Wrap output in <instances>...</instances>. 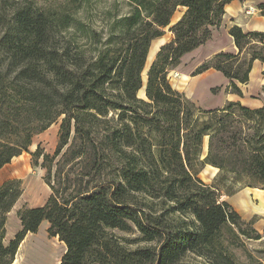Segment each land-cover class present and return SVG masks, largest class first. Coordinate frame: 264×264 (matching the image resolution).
<instances>
[{
    "label": "trees",
    "instance_id": "16d2710c",
    "mask_svg": "<svg viewBox=\"0 0 264 264\" xmlns=\"http://www.w3.org/2000/svg\"><path fill=\"white\" fill-rule=\"evenodd\" d=\"M229 1L133 0L100 31L67 7L0 0V168L61 116L54 150L37 144L31 151L50 192L41 205L17 208L21 228L8 241L7 213L22 181L0 183V264H11L43 220L65 245L58 264H200L187 253L201 264H243L230 245L239 233H260L242 227L227 201L198 205L197 192L179 187L204 163L233 181L264 184V104L229 99L203 109L166 78L167 65L211 38ZM178 7L184 10L169 25ZM258 10L264 15V2ZM165 26L173 35L151 62L143 98L141 71ZM228 33L237 51L215 53L194 73L213 67L242 95L253 60L264 63V31L232 24Z\"/></svg>",
    "mask_w": 264,
    "mask_h": 264
},
{
    "label": "rangeland",
    "instance_id": "374dc122",
    "mask_svg": "<svg viewBox=\"0 0 264 264\" xmlns=\"http://www.w3.org/2000/svg\"><path fill=\"white\" fill-rule=\"evenodd\" d=\"M26 2L52 9L67 7L68 10L73 12L74 16L100 31H104L106 25L114 16L119 17L128 13L133 8L134 3L133 0H26ZM262 2L264 0H246L244 5L243 0H233L227 4V9L236 10L235 13L237 14L234 22L241 26V24L244 25L248 22L250 17H259L255 12L259 13L258 4ZM250 6L255 10L249 13L246 9ZM178 9L180 10V7ZM253 22L264 28V18H257ZM71 32L76 33L73 30ZM171 36L168 26H165L164 33L153 40L149 58L147 57L141 71L142 84L137 91L138 96L147 98L145 91L149 83L148 71L151 62L155 58L159 44L166 42ZM230 39L231 37L224 25L215 27L209 42L180 58L174 66L167 65L166 78L171 86L203 109L214 108L224 104L229 98L238 97L236 93L228 90L227 80L218 70L211 68L192 75L200 61L212 54L214 49L220 48L217 46L228 47L230 45L234 47L232 39ZM239 85L243 90V96H245L244 103L248 105L264 104V66L262 61L259 59L253 60L247 82L239 83ZM60 120L61 116L45 130L34 135L27 150H23L0 168V183L11 177L20 178L22 181V194L15 207H19L23 203L38 206L45 202L50 187L42 177L45 169L39 165L41 157L38 158V163L34 164L31 151L35 149L37 144L45 152L54 150ZM190 191L197 192L198 205L213 201H227L241 216L243 220L242 227H253L256 232L260 233L259 238L247 237L245 234L239 233L236 244L230 245V249L234 252L239 263L250 264L256 259L264 261V184L248 185L244 181H233L229 173L224 172L217 166L204 163L198 168L190 181L179 187L181 194ZM185 215L191 217L192 214L189 212ZM47 225L48 222L43 220L35 232L26 233L14 254L15 261H12L11 264H56L64 252L65 245L58 236L48 234ZM5 227L7 232V235L5 232V241H8L21 228L16 211L13 210L12 213H7ZM113 231L121 237L138 236L137 231L126 232L119 229ZM186 259L194 263L201 264L204 262L202 257L191 253H187Z\"/></svg>",
    "mask_w": 264,
    "mask_h": 264
},
{
    "label": "crops",
    "instance_id": "0c3cea01",
    "mask_svg": "<svg viewBox=\"0 0 264 264\" xmlns=\"http://www.w3.org/2000/svg\"><path fill=\"white\" fill-rule=\"evenodd\" d=\"M231 1H233V0H230L229 2H227L226 4H225V6H224V13H223V15H222V19H221V22H220V24H219V26H225L226 28H227V32H228V29H229V27L232 25V24H238V23H236V22H234L235 21V19H236V14L237 13H235L236 12V10L235 9H227V4H229ZM240 2V1H239ZM243 3H244V5L246 4V0H243ZM184 9L183 8H181L180 7V10L177 8L175 11H174V13H173V15H172V17H171V21H170V24L169 25H171V24H173L178 18H179V16L181 15V13H182V11H183ZM255 10V9H254ZM256 14H258L259 15V17H250L249 18V20H248V22H246L244 25L243 24H241V26H242V28L243 29H246V30H251V29H257V30H263L264 31V28H261V27H259V26H257L253 21L254 20H256L257 18H264V15L263 14H260V12L259 13H257V12H255ZM254 14V13H253ZM251 16H252V14H251ZM168 25V26H169ZM239 25V24H238ZM170 31V30H169ZM171 32V31H170ZM171 34H172V32H171ZM229 34V33H228ZM173 35V34H172ZM229 36L231 37V39H232V36L229 34ZM160 37V36H159ZM159 37H156V38H159ZM172 37V36H171ZM156 38H154L153 40H155ZM230 39V40H231ZM153 40H152V42H151V44H150V47H149V50H148V54H147V57L149 56V51H150V48H151V46H152V43H153ZM209 40L210 39H208V40H206L204 43H202V44H200V45H198L197 47H195L194 49H192L191 51H189V52H187V53H185V54H183L180 58H183V56H185L186 54H188V53H191V52H193L194 50H196L197 48H199V46H203L205 43H207V42H209ZM168 41V40H167ZM232 42H233V39H232ZM161 44H163V43H160L159 44V46H158V48L160 47V45ZM233 44H234V42H233ZM207 45V44H206ZM217 47H220V48H216V49H214V51H213V53L212 54H210V55H208L207 57H205L202 61H200L199 63H198V65L196 66V68L200 65V64H202L203 62H205V61H207L208 59H210L215 53H217V52H219V51H233V49H234V47H235V49H234V51L233 52H235V51H237V47L235 46V44H234V47H232V46H228V47H230V48H228V47H224L223 45L222 46H217ZM158 48H157V50H158ZM153 56V55H152ZM151 56V57H152ZM149 58V57H148ZM147 59V58H146ZM256 60V59H255ZM262 65L264 66V63L262 62ZM214 69L213 67H209V68H206L205 70H209V69ZM216 70V69H215ZM195 71V70H194ZM204 71V70H203ZM219 71V70H218ZM202 72V71H201ZM198 73H200V72H198ZM194 74H197V73H193L192 75H194ZM224 76V75H223ZM225 77V76H224ZM226 79V78H225ZM213 87V86H212ZM211 88V87H210ZM241 90H242V88H241ZM242 92H243V90H242ZM238 95V94H237ZM244 98H245V96H243V94L242 95H238V97H235V98H229V99H234V100H240L243 104H246V103H244L243 101H244ZM229 99H227V100H229ZM223 104H221V105H219V106H222ZM246 105H248V104H246ZM260 105H263L262 103H258V104H256V105H248V106H260ZM18 200H19V198H18ZM18 200L15 202V204L12 206V208L10 209V211L8 212V214L9 213H12L13 212V210L14 211H16V208L18 207V206H16L15 207V205L17 204V202H18ZM19 207H20V205H19ZM18 207V208H19ZM6 235H7V232H6Z\"/></svg>",
    "mask_w": 264,
    "mask_h": 264
},
{
    "label": "built area",
    "instance_id": "2783aa9c",
    "mask_svg": "<svg viewBox=\"0 0 264 264\" xmlns=\"http://www.w3.org/2000/svg\"><path fill=\"white\" fill-rule=\"evenodd\" d=\"M246 11L250 13L251 11L253 12V11H254V9H253V7H252V6H250V7H248V8L246 9Z\"/></svg>",
    "mask_w": 264,
    "mask_h": 264
},
{
    "label": "bare ground",
    "instance_id": "6f19581e",
    "mask_svg": "<svg viewBox=\"0 0 264 264\" xmlns=\"http://www.w3.org/2000/svg\"><path fill=\"white\" fill-rule=\"evenodd\" d=\"M59 260H60V258L57 260L56 264H58ZM14 261H15V258L13 259V262H14ZM13 262H12V263H13ZM14 264H15V263H14Z\"/></svg>",
    "mask_w": 264,
    "mask_h": 264
}]
</instances>
